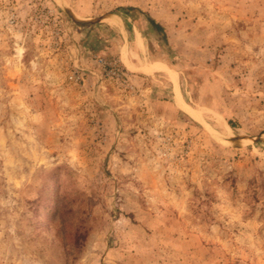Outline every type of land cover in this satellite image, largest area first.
Returning <instances> with one entry per match:
<instances>
[{"label": "rangeland", "instance_id": "rangeland-1", "mask_svg": "<svg viewBox=\"0 0 264 264\" xmlns=\"http://www.w3.org/2000/svg\"><path fill=\"white\" fill-rule=\"evenodd\" d=\"M0 264H264V0H0Z\"/></svg>", "mask_w": 264, "mask_h": 264}, {"label": "trees", "instance_id": "trees-1", "mask_svg": "<svg viewBox=\"0 0 264 264\" xmlns=\"http://www.w3.org/2000/svg\"><path fill=\"white\" fill-rule=\"evenodd\" d=\"M128 11H130V9L120 8L116 12H119V13H122V14H128ZM150 22H151V24H154V22L152 20H150Z\"/></svg>", "mask_w": 264, "mask_h": 264}]
</instances>
